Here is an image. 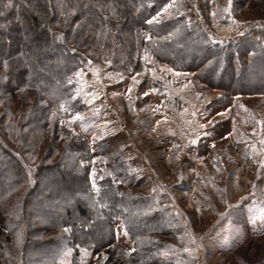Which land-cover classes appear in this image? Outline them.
Segmentation results:
<instances>
[{
    "label": "rangeland",
    "instance_id": "374dc122",
    "mask_svg": "<svg viewBox=\"0 0 264 264\" xmlns=\"http://www.w3.org/2000/svg\"><path fill=\"white\" fill-rule=\"evenodd\" d=\"M8 3L0 0V62L10 65L0 66V147L22 159L31 182L0 197V264H104L109 253L129 264H264V97L238 96L228 108L217 103L222 91L195 88L188 73L154 64L124 76L89 52L76 75L83 120H72L78 112L59 120L88 141V163L36 91L12 89L24 66L14 47L34 50L30 38L51 26V0H20L24 11L15 16ZM185 3L214 43L264 39V0H232L230 15L228 0ZM51 48L38 47V58ZM83 176L91 202L104 208L110 200L116 218L70 245L73 235L54 221L72 207L71 195L86 206Z\"/></svg>",
    "mask_w": 264,
    "mask_h": 264
},
{
    "label": "trees",
    "instance_id": "16d2710c",
    "mask_svg": "<svg viewBox=\"0 0 264 264\" xmlns=\"http://www.w3.org/2000/svg\"><path fill=\"white\" fill-rule=\"evenodd\" d=\"M19 1H13L10 9L14 16L21 15L24 11ZM46 1L48 0H43L45 3ZM168 2L169 0H51V26L42 30L43 38L35 34V29L39 27L30 25L29 29L35 34L30 38L34 42V47L31 48L34 50H29L24 45L14 47L12 56L24 63V66L22 64V68L13 73L15 84L12 89L36 91L48 111L56 116L55 127L80 146L86 162L90 163L94 157L88 141L81 134H70L59 120L80 112L77 106L79 99L76 97V72L88 61L89 52L95 60L110 62L114 70L124 76L141 73L154 64H165L176 71L188 73L195 88L202 86L222 91L224 94L217 103L228 108L233 106L238 96L264 97V39L228 45L214 43L200 22L189 12L185 0H176L177 10H173L172 17L161 19L159 24L146 23ZM181 7L183 14L178 12ZM63 9L65 12H62ZM34 21L39 23L37 17H34ZM11 26L20 28L16 23ZM2 33L0 29V34ZM10 33L7 37L12 35ZM61 35L63 40L57 38ZM148 36H151L150 40ZM13 40L20 42L18 38ZM45 42L52 44L51 52L47 54V59L38 58L36 49ZM78 47L85 48L86 52H80ZM73 48L75 53L71 51ZM21 52L24 53L23 56L19 55ZM14 166L17 169H13L12 173L10 169ZM0 167V197L21 181L25 183L29 177L22 159L2 147ZM83 179L87 185L79 191L87 196L86 203L81 199L86 206L71 195L72 207L65 213H58L59 217L54 221L55 230L72 227L71 234L75 240L70 245L81 243V239L77 237L82 238L92 233L96 222L108 225L110 220L116 218L110 200L104 208L98 202H91L88 197L93 199L90 177L83 176ZM106 193L110 195L111 191ZM4 229L0 224V236H4ZM109 254L110 257L104 264H129L114 257L113 253Z\"/></svg>",
    "mask_w": 264,
    "mask_h": 264
},
{
    "label": "snow or ice",
    "instance_id": "6c2138e0",
    "mask_svg": "<svg viewBox=\"0 0 264 264\" xmlns=\"http://www.w3.org/2000/svg\"><path fill=\"white\" fill-rule=\"evenodd\" d=\"M228 3H229V7L225 8L224 11L230 15V14H231V3H232V0H228ZM5 7H12L11 0H9V3H8L7 5H5ZM176 7H177V5H176V0H169V2L166 3V4L164 5V7H163L159 12L156 13L155 16H152L150 19H148V20L146 21V23H148L149 25L153 24L154 22L157 23V24L161 23L162 21H161L160 19H158V17H161V15H162L163 13H169V10H170V9H173V8H176ZM3 14H4L3 12H0V15H3ZM213 15H215V13H213ZM3 27H5V26H4V25H0V28H3ZM57 38L60 39V40H63V36H62V35L59 36V37H57ZM147 38L150 40V39H151V36H148ZM71 51H72L73 53H75L76 50L73 48V49H71ZM19 55H20V56H23L24 53L21 52ZM146 58H147V57H146ZM89 63H90V62H89ZM0 66H2V67L5 69V71H7V70L9 69V67H10L8 61L0 62ZM167 71H172V70H171V69H167ZM76 75H77V76H80V75H81V72H80V71L76 72ZM2 79H3L4 81H7V74H5V75L2 77ZM132 79H133V82H134V83L137 82L136 79H135V77H133ZM69 83H71V79L69 80ZM21 90L23 91V89H21ZM129 92H131V89H129ZM144 95H148V93H144ZM61 107H63V105H61ZM218 115L223 116V115H225V114H224V113H218ZM72 120H73V121H75V120H83V116H82L80 113H77L74 117H72ZM62 123H63V122H62ZM158 123H159V122H158ZM202 127H203V126H202ZM205 135H209V133L205 132ZM93 142H95V141H93ZM197 142H198V141L195 140V139H193V140L191 141V143H192L193 145L197 144ZM262 143H264V141H262ZM214 147H215V145H213V148H214ZM81 163L83 164V162H81ZM91 163H94V161H91ZM90 175L92 176V187L95 189L96 193L99 194L100 191H101V189L96 185V182H95V175H96V173H95V170H94V169L92 170V172L90 173ZM109 175H111V173H109ZM30 176H31V173L29 172V182H31V180H30ZM101 179H103V177H101ZM82 226H83V225H82ZM89 226H91V225H89ZM62 231H63L64 233H71V232H72V227H71V226H66V227H64V228L62 229ZM116 232H117V235H118V233H119V229H117ZM125 235H127V230H126V229H125ZM85 251H87V250H85ZM133 251H135V249H133ZM104 259H107V257H105Z\"/></svg>",
    "mask_w": 264,
    "mask_h": 264
}]
</instances>
